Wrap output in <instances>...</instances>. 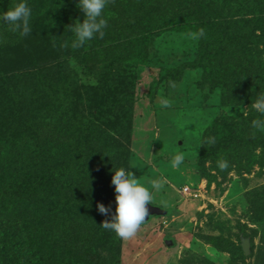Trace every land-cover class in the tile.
Returning <instances> with one entry per match:
<instances>
[{
    "label": "rangeland",
    "instance_id": "obj_1",
    "mask_svg": "<svg viewBox=\"0 0 264 264\" xmlns=\"http://www.w3.org/2000/svg\"><path fill=\"white\" fill-rule=\"evenodd\" d=\"M255 30L259 34V29ZM192 34L181 30L143 41L130 53L134 57L130 64L105 63L94 66L90 73L79 63H69L57 75H45L44 88L38 91L26 89L32 87L31 83L24 85L22 92L35 109L40 107L44 118L32 115V119L27 113L22 116L29 126L46 127L52 140L57 127H51L60 121L65 109H86L76 114L69 150L72 155L84 154L86 166L84 169L76 160L67 174L76 180L82 172L86 176L83 185L93 195H87V199H93L80 202L71 197V201H65L70 203L68 207L64 204L65 208L57 211L55 217L62 219L61 242L58 248L51 245L40 252L39 257L47 263L264 264V132L251 130L239 135L236 118L240 114L246 117L249 109L238 103L230 108L222 105L221 88L217 87L222 85L205 76L209 65L200 58L199 38ZM219 68L222 72L223 66ZM41 75L37 74V79ZM259 82L257 77L250 79L255 87ZM122 83L125 91L116 101L107 100L105 86ZM15 90L11 83H0V141L19 134L17 97L21 95L15 97ZM92 100L93 109L98 105L108 108L94 119L93 127L88 122ZM222 118L221 129L213 132L216 142L207 144L209 127ZM212 145L220 147L218 153L207 157ZM177 154H183L185 160L179 168H173L171 158ZM220 159L229 162L228 169L217 167ZM122 166L149 188L153 197L149 204L164 212L142 222L127 240L102 227L115 212L112 176L113 170ZM37 170V174H44ZM153 181H159L161 187L153 188ZM45 194V198L64 203L62 196L54 192L45 190ZM74 203L80 211L66 214L68 208L74 209ZM100 204L110 208L108 215L99 211ZM6 206L11 207L9 203ZM42 210L38 216L51 218L56 209ZM40 223L38 218L36 224ZM8 224L11 226L10 221L0 218V225ZM244 240L249 242L248 255L241 250ZM2 241L0 264H6L16 255L19 243L13 239Z\"/></svg>",
    "mask_w": 264,
    "mask_h": 264
},
{
    "label": "trees",
    "instance_id": "obj_2",
    "mask_svg": "<svg viewBox=\"0 0 264 264\" xmlns=\"http://www.w3.org/2000/svg\"><path fill=\"white\" fill-rule=\"evenodd\" d=\"M18 2L0 0V10L7 11ZM26 2L31 9L30 34L21 35L0 21V83L2 86L11 83L16 89L13 95H21L17 97L20 101L17 104L20 116L16 120L20 121L17 122L19 134L11 140L0 141V197L6 198L0 200V218L11 223V226L0 225V242L13 239L19 243L16 255L6 264H53L51 261L47 263L39 254L44 247H59L62 219L55 217L57 211H62L71 197L80 202L93 199H87L91 192L83 185V176H86L82 172L76 180L67 174L76 160L84 169L86 166L84 154L80 157L69 151L76 130V114L79 116L86 109L79 110L76 104L72 110L65 109L60 121L51 127L56 126L58 130L52 140L46 127L29 126L22 116L27 113L32 119L44 118L40 107L35 109L27 99L28 95L22 92L26 83L32 85L27 90L38 91V88H44L42 78L45 75H57L60 69L66 70L69 63H79L80 68L85 67L90 73H93L94 66L105 63L130 64L134 59L130 53L138 49L139 43L159 34L181 30L196 33L202 28L205 35L199 38L200 58L209 65L205 76L213 83H221L222 86L217 87L221 88L223 106L230 108L238 103V106L249 109L246 117L240 114V120L236 118L240 125L239 135H247L251 130L262 133L252 127L251 122L259 116L255 115L251 102L264 92V0H108L102 14L107 20L103 37L97 35L79 48L71 46L75 37L68 30L69 25L84 19L77 0ZM255 29H259V34ZM220 65L223 66L222 72ZM37 74H42L40 79ZM255 77L260 79L256 87L250 84V79L255 80ZM107 86L106 98L112 102L125 91V83ZM78 95L82 97L79 91ZM88 108L91 127L94 119L108 112L106 106L98 105L93 109V100ZM23 121L25 124L21 123ZM222 121L223 118L209 127L205 142L215 136V130L221 129ZM12 131L16 132V129ZM61 141L62 146L59 145ZM218 148L212 145L207 157L216 155ZM19 152H22L21 158ZM37 168L44 174H37ZM33 172L35 175H31ZM63 176L65 179L61 181ZM45 190L62 196L64 203L45 198L48 197ZM7 203L11 207L6 206ZM75 203L74 209L66 208V214L80 211V206L77 204L76 207ZM69 204L65 205L68 207ZM44 207L56 209L51 218L42 214L38 216ZM37 217L42 221L39 225L36 224Z\"/></svg>",
    "mask_w": 264,
    "mask_h": 264
},
{
    "label": "clouds",
    "instance_id": "obj_3",
    "mask_svg": "<svg viewBox=\"0 0 264 264\" xmlns=\"http://www.w3.org/2000/svg\"><path fill=\"white\" fill-rule=\"evenodd\" d=\"M108 0H77V7L84 13L83 21H75L68 26V30L74 35L72 41L73 48H79L92 40L95 36L103 37L104 29L107 26V20L102 18L103 11ZM31 9L28 7L26 0H19L13 7L7 11L0 10V21L9 24L14 31H19L21 35L27 36L31 32L29 18ZM193 38H200L205 35L201 28L198 32L193 33ZM251 107L259 113V117L254 119L252 127L260 132H264V92H261ZM215 138L209 137L207 144H214ZM185 160L183 154L174 155L171 158L173 168H179ZM217 167L223 171L229 168V162L226 159H220ZM114 171L112 184L115 186L116 208L112 213L111 219L106 220L102 227L111 230L121 239L127 240L132 238L145 217L148 215L147 205L152 203V193L149 188L143 186L137 179V176L127 170L126 166L119 167ZM153 188H160L159 181H153ZM99 211L108 215L110 208L100 204Z\"/></svg>",
    "mask_w": 264,
    "mask_h": 264
},
{
    "label": "water",
    "instance_id": "obj_4",
    "mask_svg": "<svg viewBox=\"0 0 264 264\" xmlns=\"http://www.w3.org/2000/svg\"><path fill=\"white\" fill-rule=\"evenodd\" d=\"M147 208H148V215L145 217V221L149 220V218L151 216H160L164 213L161 209L154 207V206H151L150 204L147 205ZM241 248H242V251L245 255L249 254V242H248V240H244L242 242Z\"/></svg>",
    "mask_w": 264,
    "mask_h": 264
}]
</instances>
